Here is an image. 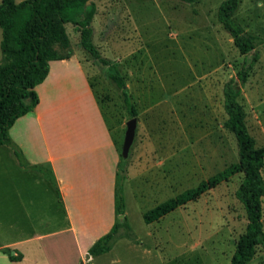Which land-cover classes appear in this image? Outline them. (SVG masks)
I'll use <instances>...</instances> for the list:
<instances>
[{
	"label": "rangeland",
	"instance_id": "obj_1",
	"mask_svg": "<svg viewBox=\"0 0 264 264\" xmlns=\"http://www.w3.org/2000/svg\"><path fill=\"white\" fill-rule=\"evenodd\" d=\"M223 2L95 0L94 43L105 58L120 65L138 111L137 136L125 176L132 186L126 201L129 222L139 244L149 240L140 210L174 198L238 161L236 138L224 127L223 90L237 77L245 56L219 23ZM233 20L264 39V0H240ZM67 33L74 52L93 68L90 81L121 156L132 118L107 70L95 66L82 51L77 27L68 24ZM257 52L260 59L240 101L251 134L264 144V45ZM242 180L243 175H236L149 227L166 264L231 263L248 224L236 196ZM119 256L138 259L154 254L121 250ZM250 264H264L263 248Z\"/></svg>",
	"mask_w": 264,
	"mask_h": 264
},
{
	"label": "crops",
	"instance_id": "obj_2",
	"mask_svg": "<svg viewBox=\"0 0 264 264\" xmlns=\"http://www.w3.org/2000/svg\"><path fill=\"white\" fill-rule=\"evenodd\" d=\"M92 69L75 52L69 60L50 62L47 79L36 89L38 106L10 130L35 168L21 167L12 149L0 147V264H166L146 223L147 244L121 234L110 252L86 260L116 223L120 165L118 143L90 81ZM39 168L52 171L58 191ZM130 190L126 178L125 202ZM146 211L140 210L142 216ZM126 216L133 232L128 204ZM4 248L22 258L11 260ZM121 250L154 257H122Z\"/></svg>",
	"mask_w": 264,
	"mask_h": 264
},
{
	"label": "trees",
	"instance_id": "obj_3",
	"mask_svg": "<svg viewBox=\"0 0 264 264\" xmlns=\"http://www.w3.org/2000/svg\"><path fill=\"white\" fill-rule=\"evenodd\" d=\"M177 1L195 4L199 0ZM239 7L240 0H224L217 14L222 29L231 36L238 52L245 56L237 77L230 79L223 90L227 115L224 127L236 138L238 161L202 181L198 186L146 211L143 220L147 225L159 222L177 209L198 201L208 192L241 174L243 180L236 196L245 208L248 224L245 233L238 239L230 264H250L259 248L264 249V144H260L251 134L247 123L248 114L240 99L250 72L260 59L257 48L264 45V39L247 32L235 23L233 16ZM96 14L95 0H25L20 3L16 0H2L0 3L1 51L4 59V63L0 64V147L11 148L23 168L35 166H30L22 149L12 139L10 130L20 118L38 106L40 99L36 89L47 79L50 62L69 60L74 55L67 33L68 24L77 27L80 47L89 60L95 66L107 70V78L119 91L128 116H138L120 65L105 58L94 43L93 21ZM127 166V161L124 162L120 156L114 195L116 223L108 234L92 246L88 252L90 256L110 252L115 237L120 236L122 231L126 232L123 237L138 243L126 216L124 181ZM39 171L58 191L52 171L46 168H39ZM2 251L13 261L22 258L14 257L12 250L8 248Z\"/></svg>",
	"mask_w": 264,
	"mask_h": 264
},
{
	"label": "water",
	"instance_id": "obj_4",
	"mask_svg": "<svg viewBox=\"0 0 264 264\" xmlns=\"http://www.w3.org/2000/svg\"><path fill=\"white\" fill-rule=\"evenodd\" d=\"M138 118H132L127 122V130L125 133V138H124V142H123V146H122V151H121V156H122V160L124 162L128 161L131 155V151L133 148V145L135 143L136 140V136H137V128H138ZM122 174V172H120ZM90 259V255L88 254L86 256V260ZM81 264H84V262H82Z\"/></svg>",
	"mask_w": 264,
	"mask_h": 264
}]
</instances>
